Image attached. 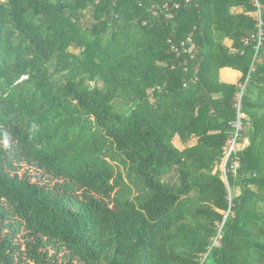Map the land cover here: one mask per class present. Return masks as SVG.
<instances>
[{
  "label": "trees",
  "instance_id": "trees-1",
  "mask_svg": "<svg viewBox=\"0 0 264 264\" xmlns=\"http://www.w3.org/2000/svg\"><path fill=\"white\" fill-rule=\"evenodd\" d=\"M176 1L0 0V264H264L254 9L192 0L169 20ZM253 64L230 205L238 87L220 70Z\"/></svg>",
  "mask_w": 264,
  "mask_h": 264
},
{
  "label": "built area",
  "instance_id": "built-area-1",
  "mask_svg": "<svg viewBox=\"0 0 264 264\" xmlns=\"http://www.w3.org/2000/svg\"><path fill=\"white\" fill-rule=\"evenodd\" d=\"M191 1L192 0H178L173 4H165L163 7V13L165 14V17L169 20L173 19L174 12L179 10L182 7V5L191 3ZM249 2L254 9L252 15L256 22V31L250 34L249 36L243 38L242 44L244 47H248L252 44H255L256 55H257L258 51L264 46V19H263L264 4L262 3V0H249ZM154 14L158 15V12L155 11ZM172 50L178 55L181 54V50H183L186 53L193 54L195 51V45L193 39L188 38L186 41L181 42L180 46H175V45L172 46ZM243 53L244 52H242V54ZM254 71H255V65L253 64L245 81L243 82L240 81L239 84L237 85L238 90L233 99V108L236 113V118L230 123V134L223 148V159L219 166L221 168L220 171L222 175L225 177V179L223 178V180L228 187V193H229L228 199L230 205H232L233 199H232L231 186L228 181V175L231 174L234 178L239 177V172L242 168L241 153L248 146L246 144V138H245L246 121L248 117L244 112V99L247 94V89L251 80V75ZM214 245L215 246L219 245L217 239L214 241ZM206 257L207 255H203V261L206 259Z\"/></svg>",
  "mask_w": 264,
  "mask_h": 264
},
{
  "label": "crops",
  "instance_id": "crops-1",
  "mask_svg": "<svg viewBox=\"0 0 264 264\" xmlns=\"http://www.w3.org/2000/svg\"><path fill=\"white\" fill-rule=\"evenodd\" d=\"M233 12L241 13V12H243V10L239 9V8H236V9H233ZM226 70H229V71L232 72V73L229 74L228 77H225L223 75V72L226 71ZM241 78H242V73H240V72H238L236 70H233L231 68H223V69L220 70V80L223 83L238 85L239 82L241 81ZM177 139L180 142V139L179 138H177ZM180 144H181V142H180ZM248 144H249V141H248L247 145ZM181 146L183 147L182 144H181ZM183 149H184V147H183Z\"/></svg>",
  "mask_w": 264,
  "mask_h": 264
},
{
  "label": "rangeland",
  "instance_id": "rangeland-1",
  "mask_svg": "<svg viewBox=\"0 0 264 264\" xmlns=\"http://www.w3.org/2000/svg\"><path fill=\"white\" fill-rule=\"evenodd\" d=\"M226 45L227 46H231V42L230 41H226ZM72 51H74L75 53H78L79 50H76V49H72ZM123 107V105L121 106ZM247 127V126H246ZM195 142H192V144H194ZM248 143V140H246V144ZM174 144L175 146L179 147L180 149H183V147L181 146L179 140L177 138L174 139ZM220 170L221 168L218 167ZM223 176V175H222ZM223 178L225 179V177L223 176ZM231 192H232V199L235 198L236 196L240 195L241 191H240V188L239 187H236V188H232L231 189Z\"/></svg>",
  "mask_w": 264,
  "mask_h": 264
}]
</instances>
